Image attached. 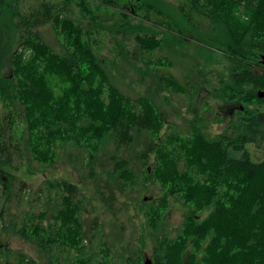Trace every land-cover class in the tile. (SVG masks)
Instances as JSON below:
<instances>
[{
    "label": "trees",
    "instance_id": "obj_1",
    "mask_svg": "<svg viewBox=\"0 0 264 264\" xmlns=\"http://www.w3.org/2000/svg\"><path fill=\"white\" fill-rule=\"evenodd\" d=\"M182 1L177 19L162 25L177 38L171 41L147 36L141 23H130L143 5L146 12L164 14L145 0H98L92 9L79 0L78 23L68 14L72 1L39 0L21 8L19 0H0V199L6 194L0 225L34 245L40 264H105L96 249L103 250L105 236L92 234L97 245L87 244L82 217L88 200L77 184L44 179L32 198L41 199L37 212L33 200L22 215L10 216L5 209L14 196L20 202L30 190L7 167L19 169L25 160L32 173L36 163L55 164L59 150L82 182L94 185L95 178L104 177L94 189L114 216L117 192L137 184L140 174L142 187L147 180L158 182L160 199L147 198L145 207L151 261L136 247L125 264H264V156L253 160L246 148L264 144V0ZM101 4L113 13L100 12ZM46 24L64 33L60 52L38 38L36 29ZM102 28L118 47L113 64H145L150 60L140 58L153 49L190 43L201 49L206 63L220 64L221 85L211 93L235 107L222 131L207 138L192 124L184 136L168 128L161 133L162 120L150 97L134 99L111 84L104 57L92 47L97 42L92 33ZM17 36L21 50L12 52ZM152 75L182 91L170 72ZM141 135L142 147L133 151ZM121 152L131 153L133 162ZM169 196L184 206L172 230L166 223ZM2 260L0 250V264H37L24 253L19 262Z\"/></svg>",
    "mask_w": 264,
    "mask_h": 264
},
{
    "label": "rangeland",
    "instance_id": "obj_2",
    "mask_svg": "<svg viewBox=\"0 0 264 264\" xmlns=\"http://www.w3.org/2000/svg\"><path fill=\"white\" fill-rule=\"evenodd\" d=\"M38 1L19 0V3L21 8H25L35 5ZM68 1H72L71 5H69L70 11L68 14L78 23L82 20L79 0ZM145 1L154 4L164 14L159 15L152 9L150 12H146L144 10L146 7L143 5L142 9L135 11L134 17L130 18V23L133 25L141 23L148 30L143 31L147 36L153 35L158 40H165L169 37L171 41H175L177 38L172 31L162 25H166L168 20L174 21V19H177V7L183 4V1ZM97 2L98 0H86L90 9ZM101 6L100 12H104L107 8V12L113 13V8H109V5L101 4ZM146 14L150 18L143 20V16L145 17ZM159 21L163 24H159ZM156 24L159 26H156ZM84 25L83 27L86 29ZM36 34L41 41L58 52L61 51L63 43H65L64 33L57 31L56 28L54 29L49 24L38 27ZM110 36V33H107L105 28L93 32L91 39L97 41L92 45L93 50L98 56L104 57L108 76L114 87L131 98L135 99L138 96H147L153 100L156 111L162 120L161 133L168 128L169 130L175 129L181 136H184L189 134L192 124L200 129L207 138H213L222 131L229 119V111L233 106L222 104L211 93L214 87H220L221 85L220 81L223 75L219 71L221 69L220 64L206 63L205 54L201 53V49H198L191 43L188 45L184 44L183 46H173L170 50L166 48V45H164V48L153 49L149 54L140 58H148L150 60V62H146L145 64L143 61H139L136 64H124L123 62L113 64L112 61L115 58L118 47L113 48L114 42ZM86 37L89 40V36ZM117 37L119 38L120 35ZM128 43L129 47L132 48L134 45L132 37H130ZM14 50H21L18 44V36L12 42V52ZM155 70L156 72H170L181 83L182 91L175 90L169 84L159 81L157 77L153 78L152 73ZM10 72L11 69L6 64L3 74L8 76ZM1 109L2 105L0 103V111ZM144 138V135L137 137L139 142L135 144L133 151L142 147ZM110 148H112L111 144ZM246 148L253 160L258 161L264 156V144L261 147H256L252 143H247ZM121 154L128 158L129 163L133 162L131 153L121 152ZM233 154L239 156L240 152L234 151ZM104 155L105 152L102 151L100 157ZM63 159V152L59 150L55 164L36 163V170L32 173L26 171L25 160L22 161L19 169L7 167L10 173L16 175V181L19 179L26 181L30 189L28 190L27 188L24 193V200L20 202L17 201L16 196L13 197L9 206L5 208L9 215H22L25 208L30 205V200H33L31 207H33L34 212H37L41 208V199L35 201L32 198L35 196L36 188L44 184V179L71 181L79 186L81 192L88 200L82 217L84 230L87 235V244L91 245L92 243L95 246L97 245L96 240H91L90 238L92 234L96 237L99 233H102L107 240L105 246H103V250L102 248L100 250L98 245L96 247L99 260H103L105 264H125V256L128 254V251L140 247L144 259L148 258L151 261L149 257L151 243L147 236L148 227L146 224L148 213L145 207L147 198L154 199L155 203L160 199L162 191L158 187V182L147 180V187H142L139 183L142 178L140 174L137 184L129 186L123 193L117 192L119 210L116 212L118 213L117 216H114L101 202L94 189V185L101 182L104 177L95 178L94 185L92 182H89V184L84 183L79 179L77 171L64 162ZM148 163L150 166L154 163V153L149 155ZM16 164H18V158H16ZM134 164L135 170L139 173V163L134 162ZM5 198L6 194L3 193L0 199V206L6 204ZM165 209L167 227L172 230L182 220L184 206L180 204V200L169 196ZM0 250L2 262H19L18 259L21 253H24L29 258H33L37 264H40L42 261L41 253L34 245L24 240L18 234L3 229L1 225Z\"/></svg>",
    "mask_w": 264,
    "mask_h": 264
},
{
    "label": "flooded vegetation",
    "instance_id": "obj_3",
    "mask_svg": "<svg viewBox=\"0 0 264 264\" xmlns=\"http://www.w3.org/2000/svg\"><path fill=\"white\" fill-rule=\"evenodd\" d=\"M233 109L235 110V107L234 106L229 111V117L233 115V113H234V110Z\"/></svg>",
    "mask_w": 264,
    "mask_h": 264
},
{
    "label": "water",
    "instance_id": "obj_4",
    "mask_svg": "<svg viewBox=\"0 0 264 264\" xmlns=\"http://www.w3.org/2000/svg\"><path fill=\"white\" fill-rule=\"evenodd\" d=\"M261 95H263V93H261ZM146 264H149V262H146Z\"/></svg>",
    "mask_w": 264,
    "mask_h": 264
}]
</instances>
